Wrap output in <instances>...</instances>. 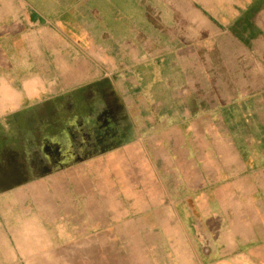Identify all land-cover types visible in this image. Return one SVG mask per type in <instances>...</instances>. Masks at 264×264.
Wrapping results in <instances>:
<instances>
[{"label":"crops","instance_id":"obj_1","mask_svg":"<svg viewBox=\"0 0 264 264\" xmlns=\"http://www.w3.org/2000/svg\"><path fill=\"white\" fill-rule=\"evenodd\" d=\"M103 159L137 174L126 264L162 242L173 264H264V0H0V264L101 244L96 197L122 195L81 192L80 220L53 186Z\"/></svg>","mask_w":264,"mask_h":264},{"label":"rangeland","instance_id":"obj_2","mask_svg":"<svg viewBox=\"0 0 264 264\" xmlns=\"http://www.w3.org/2000/svg\"><path fill=\"white\" fill-rule=\"evenodd\" d=\"M155 135H158L159 138L162 136L161 133H158ZM76 151H79V150L77 149ZM83 155L88 156V153L83 152ZM89 164L90 163L87 160L82 163H79V165H77L76 168L73 169V172H74L73 177L69 179H65L64 181L55 182V184L57 185L53 186V188L63 187L67 190V193L64 196V200H65L64 212L66 211V214H69V215H76V219L78 217L79 219L83 218L84 216L85 219L88 220L87 217L92 214L90 213L83 214L81 212H79L78 214V212H76L78 209H83L84 204L88 203L89 200H92V198L90 199L89 197H81V194H82L81 192H84L85 190L96 189L99 192H101V191L112 189L114 193H116L117 195L121 194L122 197L116 196L112 198V205H111V211H110L111 213H104L103 211H100L99 208L102 205H104L100 201L104 198L103 196L96 197V204L98 207H97V212L95 213V215L97 216L98 219L102 218L103 222L107 221L108 223V220H109V223H111L112 221V223L114 224V227L112 229H109L111 231H108V232H111L112 235L108 234V232H106L107 230H101V229L99 230V228L96 229L95 230L96 236H97L96 238L98 242H101V244L98 243L94 249L95 251H97V260H88L89 259L88 257L90 255L93 257L94 250H91V253H90L89 247L86 246V250H83L81 252V255H80L81 260H77L78 255H76L77 257L76 260L72 259L69 262V264H126L127 263L126 259L124 260L121 258V257H125L124 255L125 253L122 252L123 251L122 244H121L122 229L120 227L121 226L120 224H121V221L124 220V217L126 216V213L123 212L125 210L124 206L133 204V201L131 198H126V197L124 198L123 196L133 191L131 185H134L135 182H133L132 179L130 182L126 180L125 178L127 177L126 174L128 173H129V176H132V177L137 174L130 173V170L132 172V167H133L131 165L124 166V170L122 171L121 168L123 166H120L119 162H118V166L120 167L118 168L114 164H112L111 166V163L106 165L105 159L101 161V164L98 163L96 166L94 165L90 166ZM79 174H85L86 177L85 178L83 176L80 177ZM89 174H91V176H89ZM139 176L140 175H138V177ZM140 177H141V181L139 182V185H145L149 187V189H151V186L153 184V181H152L153 178L152 177L150 178V174L149 175L145 174L143 177L142 176ZM124 185H126V187ZM50 187H51V183H50ZM72 194H76V196L72 197L71 196ZM78 194H80V196H77ZM99 194H104V193L101 192ZM136 199L137 197H135L133 200L136 201ZM148 199L149 198H145V200L150 203L149 201L150 199L149 200ZM197 200L200 201V199H197ZM62 201H63V197H57V202L59 206H62L63 204ZM85 206H87V204ZM106 215H108V218L105 219ZM166 215L167 214L163 212L160 213V215L158 214L161 220V223H160L161 226L159 227H161L162 231L164 230L163 228H165L166 226L164 223V221L166 220ZM110 217L112 218L109 219ZM80 220H83V219H80ZM81 231L82 232L85 231L87 233L89 230L82 229ZM155 232H157L156 229H155ZM176 232L177 234H179L178 233L180 232L179 226L177 227ZM149 236H152V234H150ZM163 243L164 242H162V245L160 246V251L155 254L154 258L159 259V262H158L159 264H173V262H171V259L169 257L168 246L166 245L167 243H164V244ZM146 247L150 248L151 246H146ZM100 250L103 252V254H105L106 259L100 258V254H101L99 253ZM205 250H206V247H205ZM177 256H178L177 261H176L177 264L186 263L182 255L178 253ZM151 258H153L152 254L149 253L148 258H146V259H149V261L145 259L146 261L143 262L142 260L141 264H146L147 261H148L147 263L153 264L152 260H150Z\"/></svg>","mask_w":264,"mask_h":264},{"label":"flooded vegetation","instance_id":"obj_3","mask_svg":"<svg viewBox=\"0 0 264 264\" xmlns=\"http://www.w3.org/2000/svg\"><path fill=\"white\" fill-rule=\"evenodd\" d=\"M97 144H100V146H103L104 144H105V142H97ZM99 146V145H98ZM99 146V147H100ZM84 150V151H83ZM82 151L84 152V153H88V151H91V150H93L92 148H90V149H83Z\"/></svg>","mask_w":264,"mask_h":264}]
</instances>
